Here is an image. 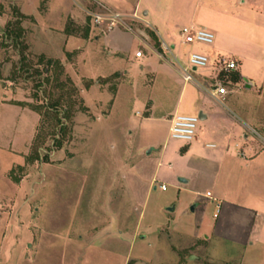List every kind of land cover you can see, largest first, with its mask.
<instances>
[{"label": "rangeland", "instance_id": "374dc122", "mask_svg": "<svg viewBox=\"0 0 264 264\" xmlns=\"http://www.w3.org/2000/svg\"><path fill=\"white\" fill-rule=\"evenodd\" d=\"M135 3L0 0V264H264V142L252 133L264 136V0H139L138 14ZM110 13L113 30L95 23ZM190 25L214 31L215 52L255 82L226 100L249 134L230 138L229 161L216 139L169 137L189 53L213 49L181 44ZM205 73L193 72L183 108L207 101ZM208 190L226 200L223 220L233 203L255 211L254 228L238 226L243 244L182 214ZM207 214L218 222L215 205Z\"/></svg>", "mask_w": 264, "mask_h": 264}, {"label": "crops", "instance_id": "0c3cea01", "mask_svg": "<svg viewBox=\"0 0 264 264\" xmlns=\"http://www.w3.org/2000/svg\"><path fill=\"white\" fill-rule=\"evenodd\" d=\"M138 3H139V0H136L135 6H134V11L136 12V14H138V12H139ZM149 14H150L149 12L147 14H143L142 20L144 22H146L147 24H148L147 17ZM190 26L197 27L196 25H190ZM185 27H188V26H185ZM208 30H210V29H208ZM212 32L214 33V31H212ZM162 44L164 45V47H165V45H168L164 40H163ZM181 44H183V43L181 42ZM214 44H215V41L212 45H209V46H213ZM168 46L170 47L171 51L174 54V50L176 49V44L172 43L171 45H168ZM116 49H119V48H116ZM214 49H217L218 52L220 53L223 50V47L222 46L221 47L213 46V49L210 50L209 53H204V52L202 53L204 55H207L210 58V62H209L208 67H206L204 69H199V70H204V72H206V73L204 76L200 77L199 81H197V86L195 85L196 87L200 86L199 89L202 87L203 89L207 90L206 91L207 94L205 95L207 98V101H205L206 99L197 98L193 105H190L188 107L186 106L183 108V105L181 104V96H182L183 92L185 91L186 87L188 88V86H187L188 83H185V81H184V84H183L182 90H181V95H180L178 101L176 102L174 107H172V109L166 114V116L169 119L170 125H171V119L176 113L198 116L200 118V121L198 124L197 136L193 141L185 142V143L189 144V146L191 145V147H192V144L195 141H201L202 142V141H205L206 139H216L222 143V147H223L215 155L216 159H223L225 157L227 159V161H229L233 158L232 154L229 153L230 148H231L230 144L232 143L230 138L232 136L234 138L238 137V136H241V137L244 136L246 141H248L249 134L246 131V125H248V124L246 122L242 121L240 119V117L238 119H239V122L240 121L241 122L238 123V121L235 120L234 117L231 115V113H233V112L229 113L227 111V110H229V108L226 105V100H228V98L231 94L236 92L238 86H240L241 84L243 85V87L251 89L254 87L255 82H254V80L249 79L247 77H244L242 75L240 68H239L240 63H238V62H237L238 67L236 70H234V71H236L234 75H238V79L236 80L235 77H226V78L223 77L221 74L220 65H219L220 59L223 58V56L221 54H217ZM119 50L126 52L129 55H131V56H129V60H130V57H131V59L133 58L132 57L133 55H132V52L130 49H119ZM165 53L162 54L160 52L154 51L153 55H159L160 57H162L166 61L167 60L170 61L169 59H167L165 57ZM199 53H201V52H199ZM136 54H135L136 57H134V59H137V60L143 59L142 58L143 56L137 57ZM227 59L235 60L234 58H227ZM171 61H173V56L171 58ZM235 61H237V60H235ZM199 70H195L194 72L196 73ZM119 74H122V73H119ZM180 74H181V71H180ZM181 77H182V75H181ZM221 81L223 83H226L227 85H231V89H229L227 87L228 94L223 99L220 97L217 99V97L215 98L211 95L210 91L215 88L217 83H222ZM248 85H250V86H248ZM242 122L244 123L243 125H242ZM203 129L205 130V132L203 131ZM205 147L209 148V149H213V148H216V145L213 143L212 144H206ZM236 147H239V145L236 144ZM245 148H246V146H244L242 148V150L239 152L240 156L243 158H246V154L244 151ZM187 183H188V181H186V180L180 182V184L178 185L179 192L182 191V188H184ZM208 193H211V196H208ZM226 203H227L226 200L224 198H222V196L215 195L214 192H211L208 190L204 196H199V197L197 196L195 198H191V200H189V204L183 208L182 214L188 213L189 216H192L194 219L193 221L195 222L196 227L197 226H203V227L208 226V227L214 228V230H216V229H219L221 224H224L226 226V229H225L226 237H229V238L231 237L233 241H236V242L238 241V242L243 244L245 242L244 239L241 238L240 236H238V234H237V231L238 232L241 231L240 227L238 228V226L240 223L246 222L248 227L254 228L256 220L253 216V213H255V211L251 208H249V210H248V208L240 207V206L235 205L233 203L231 205V207L228 208V213L231 212L230 214H228L229 220H226V218H224V220H223V219H221V215L223 213V209H224V206L226 205ZM193 205H195L197 208V209L195 208L196 212H195V210L191 211V207ZM214 205L216 207V214H218L220 216H219L218 222L212 218L211 219L212 222L210 223L208 220L206 221L207 216H208L207 213H208L210 207L214 206ZM177 209H178V207H177ZM213 221H214V223H213ZM230 229H231V231H230Z\"/></svg>", "mask_w": 264, "mask_h": 264}, {"label": "built area", "instance_id": "2783aa9c", "mask_svg": "<svg viewBox=\"0 0 264 264\" xmlns=\"http://www.w3.org/2000/svg\"><path fill=\"white\" fill-rule=\"evenodd\" d=\"M136 15V14H135ZM137 16V15H136ZM120 15L116 13L110 14H93L95 23L99 26L103 23L107 24L109 30H113L119 23H121ZM139 18V17H138ZM181 42L183 44H204L212 45L215 41V34L206 28H199L195 26L184 27L181 32ZM165 49L169 51L173 60H177V56L173 54L170 47L165 45ZM137 57H142L141 51L137 52ZM210 58L207 55L198 52H191L188 55V65L183 67L181 75L185 83H190L196 80L193 72L195 70L204 69L208 67ZM238 67L237 61L229 60L227 58L220 59V71L231 72L236 70ZM211 95L217 97V99L224 98L228 94V90L222 83H217L215 88L212 89ZM200 118L198 116L185 115L176 113L171 119V125L169 128V137L171 139H177L184 142H191L197 136L198 124ZM252 133L264 142V136L255 129H252ZM162 190H166V185L161 186ZM211 196V193H208ZM220 207V206H219Z\"/></svg>", "mask_w": 264, "mask_h": 264}, {"label": "trees", "instance_id": "16d2710c", "mask_svg": "<svg viewBox=\"0 0 264 264\" xmlns=\"http://www.w3.org/2000/svg\"><path fill=\"white\" fill-rule=\"evenodd\" d=\"M21 22H19L18 24L19 25H17V26H19L18 28H17V30H15V31H13V32H15L16 33V38H21L22 36H23V28L21 27V24H20ZM9 33H12V31H10L9 30ZM4 46V45H3ZM57 64L58 62L57 61H55V60H52V59H50V60H48V65L49 66H52L53 64ZM235 77V79L237 80L238 79V75H235L234 76ZM60 103L58 102V103H55V104H53V105H51V107H58V105H59ZM41 107H35V109L36 110H38V111H40L41 109H40ZM56 120H57V122L58 123H60V118H58V116H57V118H56ZM36 150H37V148H36Z\"/></svg>", "mask_w": 264, "mask_h": 264}, {"label": "water", "instance_id": "95a60500", "mask_svg": "<svg viewBox=\"0 0 264 264\" xmlns=\"http://www.w3.org/2000/svg\"><path fill=\"white\" fill-rule=\"evenodd\" d=\"M145 14H147V13H145ZM248 86H250V85H248ZM151 151H152V150L148 151V154H150V153H151ZM181 181H185V179H181ZM195 208H196V206H195V205H193V206L191 207V211H194V210H195ZM170 210H171V208H170Z\"/></svg>", "mask_w": 264, "mask_h": 264}]
</instances>
